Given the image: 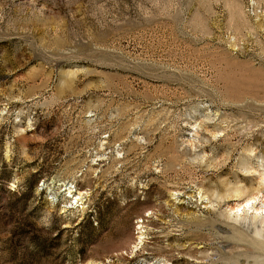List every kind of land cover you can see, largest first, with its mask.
Here are the masks:
<instances>
[{
  "label": "rangeland",
  "instance_id": "1",
  "mask_svg": "<svg viewBox=\"0 0 264 264\" xmlns=\"http://www.w3.org/2000/svg\"><path fill=\"white\" fill-rule=\"evenodd\" d=\"M0 264H264V0H0Z\"/></svg>",
  "mask_w": 264,
  "mask_h": 264
},
{
  "label": "bare ground",
  "instance_id": "2",
  "mask_svg": "<svg viewBox=\"0 0 264 264\" xmlns=\"http://www.w3.org/2000/svg\"><path fill=\"white\" fill-rule=\"evenodd\" d=\"M232 195L234 196V197H237V198H240V197H242V195H244L243 194V191L241 190V189H236L235 191H233V193H232ZM257 200V198L256 197H251L250 199H249V201H248V205L250 204V203H252V202H254V201H256ZM139 229H141V228H139ZM142 237L139 239V243H138V246L142 243ZM138 246H136V248L138 247ZM135 248V249H136Z\"/></svg>",
  "mask_w": 264,
  "mask_h": 264
}]
</instances>
